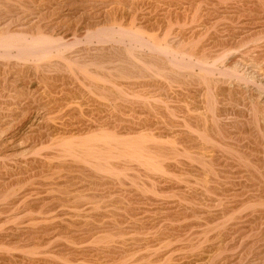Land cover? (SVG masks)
<instances>
[{"label":"bare ground","instance_id":"1","mask_svg":"<svg viewBox=\"0 0 264 264\" xmlns=\"http://www.w3.org/2000/svg\"><path fill=\"white\" fill-rule=\"evenodd\" d=\"M12 1L0 0V133L47 113L30 121L29 157L7 160L13 135L0 143V264H217L259 243L264 210L231 216L264 204L262 95L223 76L243 79L239 59L264 73V0L222 6L221 25L220 0H66L87 33L69 24L65 40L41 24L60 3L30 0L36 20L14 21L3 7L13 16L23 1ZM240 44L219 73L224 49ZM234 127L244 141H227ZM211 142L245 169L227 171Z\"/></svg>","mask_w":264,"mask_h":264},{"label":"rangeland","instance_id":"2","mask_svg":"<svg viewBox=\"0 0 264 264\" xmlns=\"http://www.w3.org/2000/svg\"><path fill=\"white\" fill-rule=\"evenodd\" d=\"M3 2H5L4 0H2ZM12 1V0H11ZM20 1H23V3L22 4H24L25 2V4L24 5H22L21 4V2ZM18 0V5H20V6H17V8H21V6L23 7V8H19L20 10H18V9H16L17 11H16V15L15 14H13V16L15 17V16H17V17H13L12 16V13L10 12V13H8L7 12V8H10L9 6L8 7H6V5H8V4H5V8L3 7V9H6V11H4L5 12V14H6V17H8V18H10V20H14L15 21V19L17 20V19H21V17H23V18H26V19H24V20H32L33 18L36 20V14H31V12H38L39 10H38V8H40L39 6H38V2L35 4V5H32V3H31V1L29 2V1H26V0ZM57 4L58 3H62L61 5L59 4V6L60 7H57L58 8V10H56V11H54V10H52V12L51 13H48L46 16H45V20L44 19H42V22H41V24L43 25V28L42 29H44L45 27L44 26H48V27H51V29L50 28H48V29H50L51 31H52V28H54L53 29V33H55V32H57L58 30V32H57V34H59V36L61 35L62 37L61 38H63V40H65L64 38H66V39H69L70 38V31H69V26L70 25H73L74 26V24H76L77 23V26H78V28H79V32H80V34H85V33H87L86 31V28H85V22L83 21V20H81L80 21V19H78L77 17H76V19H71L70 18V16L68 15V13H70V10H71V6L69 7V6H67V4H68V2L66 1V0H54ZM13 2V1H12ZM67 2V3H66ZM222 2V3H221ZM225 2V3H224ZM238 2H239V0H220V2H219V10L218 11H220V13H221V18H220V20H219V24L221 25V24H223V23H226V22H228V20H226V19H229V15L227 14V13H225L224 14V17H223V15H222V13H224L223 12V10L224 9H226L227 7H230V6H234V5H237L238 4ZM29 3H31V5L29 6ZM66 3V4H65ZM224 3V4H223ZM231 3H233V4H231ZM28 6H27V5ZM63 4H64V6H63ZM49 5V4H48ZM47 4H46V6H48ZM66 5V6H65ZM2 6H4V5H2ZM224 7V9H223V7ZM26 7V8H25ZM32 7V8H31ZM74 7V6H73ZM60 8V9H59ZM222 8V9H221ZM36 9V10H35ZM12 10V12H15L14 11V9L11 7V9L9 10V11H11ZM26 10H28V11H26ZM20 11V12H19ZM23 11H25V12H23ZM23 12V13H22ZM55 12V13H54ZM19 13V14H18ZM7 14H11V15H7ZM18 14V15H17ZM27 15V16H26ZM21 16V17H20ZM34 16V17H33ZM20 17V18H19ZM27 17H30V18H27ZM70 18V19H69ZM222 18L224 19V20H222ZM78 19V20H77ZM76 20V21H75ZM79 22V24H78V22ZM22 22H24L23 20L22 21H18V22H15L14 24H22ZM57 22V23H56ZM8 23H9V21H8ZM45 23H46V25H45ZM50 23V24H49ZM54 23V24H53ZM55 23H56V25H55ZM70 24V25H69ZM83 25V26H82ZM53 26V27H52ZM55 26V27H54ZM82 26V27H81ZM237 26V25H236ZM100 28V25L98 26V25H93V26H91V28H90V30H96V29H99ZM242 27V26H241ZM40 28V29H41ZM68 28V29H67ZM93 28V29H92ZM83 29V30H82ZM49 30V31H50ZM66 30V31H65ZM68 30V31H67ZM86 30V31H85ZM50 31V33H52ZM83 32H85V33H83ZM225 34V33H224ZM86 35V34H85ZM64 36V37H63ZM84 36V35H83ZM85 40V39H84ZM85 42H86V40H85ZM95 43L97 44V41H94L93 42V44L91 45H89L90 47H94L95 46ZM111 46H112V44H111ZM114 46V45H113ZM240 46V47H239ZM237 48H235V51L234 50H232V51H228V49L229 50H231L230 48H225L224 49V51H227L226 53L223 51V55L224 54H226V55H224V57H222V59H220V60H218L217 61V64H216V67L218 68V72L220 73H223L224 74V72H223V69H224V67L226 66V63L228 62V60H230V59H234V58H237V56H239L241 53H242V51L243 50H245V48H246V46H243L242 44H240ZM242 47V48H241ZM236 49L238 50V51H240V52H237L236 51ZM241 49H243L242 51H241ZM235 52V53H234ZM15 54H17L16 53V51H15ZM231 54H232V56H231ZM236 54H238L237 56H236ZM232 57V58H231ZM237 63V64H236ZM236 63H234V67H235V70L238 72V75H240L243 79L240 81V80H238V79H236L235 80V78L234 77H232V76H229V75H227V74H224V78H225V80H226V83L228 84V82H229V84L228 85H231L232 87H234V85H235V87H240L243 91H242V93L244 94V96L246 95V97H248L251 93H256V91L257 92H259V94L261 93V97L259 98L260 100L259 101H261L262 103H261V109H262V112H264V92L262 91V86H264V73L262 74V72L261 71H259L258 72V69L256 68V67H254V66H250V65H248L247 66V64L243 61V63L242 62H240V59H239V61L237 60V62ZM245 63V64H244ZM239 64V65H238ZM242 64H244V65H242ZM245 66V67H244ZM252 68H253V71H252ZM197 71H199V70H197ZM217 71H216V73H215V77H222V74L220 75V74H218L217 73ZM261 74V75H260ZM225 75H227V76H225ZM263 75V76H262ZM36 77V76H35ZM34 77V78H35ZM229 78H230V80H229ZM244 78H247V84H245V82H246V79H244ZM232 80V81H231ZM235 81H237V82H235ZM240 81V82H239ZM245 81V82H244ZM231 82V83H230ZM260 82H261V85H260ZM239 83H240V86H239ZM242 83V84H241ZM258 83H259V85L260 86H258ZM241 85H242V87H241ZM255 85H257L259 88H261V90H259V89H256L257 87L255 86ZM246 87V88H245ZM246 89V90H245ZM248 90V91H247ZM255 92H254V91ZM264 90V89H263ZM245 91V92H244ZM246 91H247V93H246ZM203 93H205V95H207L206 93L207 92H203ZM203 93H201V95H200V100H202L203 99V101L205 100V95H203ZM250 93V94H249ZM225 94L227 95V97H225L226 98V101H224V103L225 104H227V105H229V106H231V107H234V108H238V106L237 105H235V104H233L232 102H231V100L230 99H227L229 96H230V94H229V92L228 91H226L225 92ZM258 93H256L255 95L257 96V95H259ZM203 97V98H202ZM206 104V103H205ZM263 107V108H262ZM44 111V110H43ZM30 112V111H29ZM28 112V114H27V116L26 117H21V118H24V119H19V120H21L20 122L17 120L11 127H9L6 131H4L3 133H0V143L1 144H3V143H5L6 141H7V139L8 138H10V136H12L13 135V139L11 140V142L9 141H7L6 143V145H5V150H6V157H7V160H9V161H12V160H18V159H23V158H27V157H29L30 156V154H28L29 153V147H27V146H29V144H30V140H28V137H26V133L27 132H29V130H30V124H31V122L35 119V118H42V116L44 117V115H46V111H44V112H42V111H38V112H30L29 113ZM46 112V113H45ZM261 114H263V113H260V123L261 124H263L262 126H263V129H262V134H264V114L261 116ZM41 116V117H40ZM31 121V122H30ZM59 122V123H57L58 125L59 124H61L60 123V121L59 120H56L55 122ZM235 128V129H234ZM234 128H232V129H229L230 130V132L232 131V132H235L236 131V136L234 137L233 136V134H231V135H229L226 139H227V141L228 142H235V141H244V138L241 136V135H239V134H237V132H239V130H238V128L237 127H234ZM197 133V132H196ZM195 133V135H194V137L196 138V139H199V138H201V137H199L198 138V135ZM21 137H22V140H21ZM17 140V141H16ZM201 140V139H200ZM3 142V143H2ZM214 142H211V144L210 145H214L215 146V148H216V150H217V152H218V154H219V156H222L223 158H226V157H228L227 159L229 160V163H227V165L226 166H224V168L227 170V171H231V172H235V171H237V170H241V169H235L236 167H240V168H242V169H245V164L237 157L238 155V153H237V151H234V149H226V148H228L227 146L225 147V146H222L221 144H218V143H214ZM40 146V148H44L42 151H40V152H43L44 150H45V147L47 146H45V145H39ZM43 146H45V147H43ZM39 148V149H40ZM29 151H28V150ZM41 150V149H40ZM219 150V151H218ZM236 150V149H235ZM33 151H36V153L37 154H39L40 152L38 151V148L36 147ZM31 152V151H30ZM223 154H222V153ZM225 153V154H224ZM236 153V154H235ZM34 154V153H33ZM224 155V156H223ZM226 155V156H225ZM231 158V159H230ZM234 160H236V161H234ZM240 163H242L243 164V166H241L242 164H240ZM237 164V165H236ZM244 175V174H243ZM222 180H224V181H222ZM227 180V178L226 177H222L221 178V181H222V183L223 182H225ZM236 180H250V181H252V179H251V177H246L245 175L244 176H242V178H236ZM20 188V186H18L16 189H19ZM18 191V190H17ZM238 199V196L237 197H235L234 199ZM2 201V202H1ZM7 200L4 198V197H0V204H2V203H5ZM251 203V204H250ZM256 203V202H255ZM258 203H256V204H253V202H248V203H245L243 206H244V208H245V213H244V210H243V206L241 207H239V208H237L236 210L240 213V215H239V213L238 212H236V213H233V216H231L232 217V219L231 220H234L235 222H238L239 220H238V217L239 216H241L242 214L243 215H246V213L247 214H254V213H257V212H259V211H263L264 210V204H258L259 206H255V205H257ZM246 205H254L253 207H249V210H248V207L246 206ZM261 206H263V207H261ZM242 213V214H241ZM234 214H237V215H235L234 216ZM225 219L226 218H224L223 220L225 221ZM219 220V219H218ZM217 220V221H218ZM228 220H229V222H228ZM230 220V217H229V215H228V218L226 219V221L228 222V223H225V225L223 224V228L221 227V228H219L220 230H223V231H228L229 229V227L233 224V223H235L234 221H231ZM224 221L222 222V223H224ZM225 221V222H226ZM221 222V221H220ZM219 222V224H220V226H221V223ZM217 223V222H216ZM232 223V224H231ZM262 223H264V221L262 222ZM214 224H215V222H214ZM230 224V225H229ZM217 224H215L214 225V227H212V228H215V226H216ZM211 228V227H210ZM211 228V229H212ZM212 230H214V229H212ZM218 230V229H217ZM219 230V231H220ZM234 230V229H233ZM233 230H230V231H232L233 232ZM214 233L216 234H218V231L216 232V230L214 231ZM51 234L52 233H49V234H47V235H45V237H49V236H51ZM236 234H233L231 237H234ZM215 237H218L217 235L215 236ZM255 237H257V236H253V235H250V238L251 239H249L248 238V240H252V238L254 239ZM264 235L263 236H261L260 237V241H259V243L260 244H262L263 242H264ZM263 240V241H262ZM262 241V242H261ZM258 243V244H259ZM240 244H241V242L239 243V246L237 245V246H234L233 248H230L229 250H227V251H225L224 253H223V255H220L219 257H221V259H222V257L223 256H227V258H223L222 260L219 258V262L217 263V264H258V261H259V259H260V257L262 256V255H258L257 254V248H256V246L258 247L259 245L257 244V245H255V244H253V245H251V246H249V247H247V249H245V251H243L242 253V255H241V259L240 258H237V259H235V256L236 255H238V253L241 251L240 249H241V247H240ZM236 247L238 248L237 250H236ZM231 249H232V251H231ZM233 249H235L236 250V254H235V252H233ZM23 251V250H22ZM232 253H231V252ZM13 252H15V251H13ZM228 253H230V254H228ZM255 253V254H254ZM233 254V255H232ZM254 255H256V256H254ZM49 259H57V260H63L62 258H60V256H56V257H50ZM248 259V260H247ZM255 259V260H254ZM258 259V260H257ZM234 260V261H233ZM240 260V261H239ZM251 260L252 261H254V262H251ZM248 261V262H247ZM221 262V263H220ZM238 262V263H237ZM249 262H251V263H249ZM16 264H22V263H20V262H17ZM25 264V263H24ZM27 264H29V263H27ZM264 264V263H263Z\"/></svg>","mask_w":264,"mask_h":264}]
</instances>
